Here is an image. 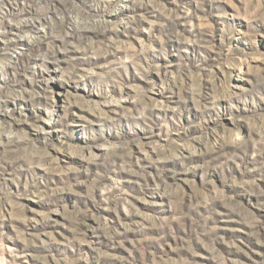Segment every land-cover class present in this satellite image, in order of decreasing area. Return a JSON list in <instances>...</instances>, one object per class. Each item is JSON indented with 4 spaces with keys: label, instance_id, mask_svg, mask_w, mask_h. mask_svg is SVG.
I'll list each match as a JSON object with an SVG mask.
<instances>
[{
    "label": "rangeland",
    "instance_id": "rangeland-1",
    "mask_svg": "<svg viewBox=\"0 0 264 264\" xmlns=\"http://www.w3.org/2000/svg\"><path fill=\"white\" fill-rule=\"evenodd\" d=\"M0 264H264V0H0Z\"/></svg>",
    "mask_w": 264,
    "mask_h": 264
}]
</instances>
